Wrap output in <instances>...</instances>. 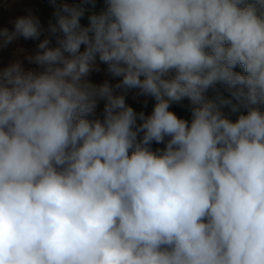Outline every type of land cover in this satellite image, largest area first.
<instances>
[{
  "label": "clouds",
  "instance_id": "clouds-1",
  "mask_svg": "<svg viewBox=\"0 0 264 264\" xmlns=\"http://www.w3.org/2000/svg\"><path fill=\"white\" fill-rule=\"evenodd\" d=\"M47 3L0 27V264H264V0Z\"/></svg>",
  "mask_w": 264,
  "mask_h": 264
},
{
  "label": "rangeland",
  "instance_id": "rangeland-1",
  "mask_svg": "<svg viewBox=\"0 0 264 264\" xmlns=\"http://www.w3.org/2000/svg\"><path fill=\"white\" fill-rule=\"evenodd\" d=\"M72 2V0H69ZM103 7V0H97V8L96 11H99ZM32 9L34 14L37 15L41 23L44 27H47L50 20L54 22L52 17L53 8L47 3V0H8L3 7H0V27H7L9 30L12 29V24L10 21L14 20L15 18L26 15V10ZM83 24H87L86 17L81 21ZM47 35V33H45ZM45 36H41L40 40L44 39ZM39 40H24L23 38L18 39L17 41L10 44L7 48L0 51V67H6L11 61L19 58L23 59L25 54L31 53L34 54L37 50V44ZM23 49L24 52H20L19 50ZM26 68H35V65H30L25 61ZM101 71L100 72H93L89 79L92 83L100 85L105 80H108L110 83L114 84L116 80L112 79L106 72V66L101 64ZM237 71H241V69L237 68ZM221 93L227 97L229 94L224 91L223 89L220 90ZM134 93L130 92L127 98V103L132 106L137 112L143 110L146 114H150L154 101L149 98L147 108L143 107V99L138 98L140 102L134 100L133 97ZM215 94L210 92L209 96H214ZM185 105L188 103L186 100L183 102ZM103 109V101L100 102L97 112H102ZM179 117H189L190 113L185 107H181L180 105H173L171 108ZM226 111V110H225ZM153 147H163V145H155Z\"/></svg>",
  "mask_w": 264,
  "mask_h": 264
},
{
  "label": "trees",
  "instance_id": "trees-1",
  "mask_svg": "<svg viewBox=\"0 0 264 264\" xmlns=\"http://www.w3.org/2000/svg\"><path fill=\"white\" fill-rule=\"evenodd\" d=\"M183 118H185V119H190L189 117H183Z\"/></svg>",
  "mask_w": 264,
  "mask_h": 264
}]
</instances>
